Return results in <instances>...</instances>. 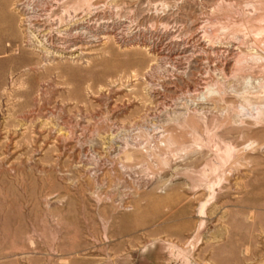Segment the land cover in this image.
<instances>
[{"label": "rangeland", "instance_id": "374dc122", "mask_svg": "<svg viewBox=\"0 0 264 264\" xmlns=\"http://www.w3.org/2000/svg\"><path fill=\"white\" fill-rule=\"evenodd\" d=\"M0 264H264V0H0Z\"/></svg>", "mask_w": 264, "mask_h": 264}, {"label": "bare ground", "instance_id": "6f19581e", "mask_svg": "<svg viewBox=\"0 0 264 264\" xmlns=\"http://www.w3.org/2000/svg\"><path fill=\"white\" fill-rule=\"evenodd\" d=\"M88 40V39H87ZM71 43V42H70ZM150 47V46H149ZM179 71V70H178Z\"/></svg>", "mask_w": 264, "mask_h": 264}]
</instances>
